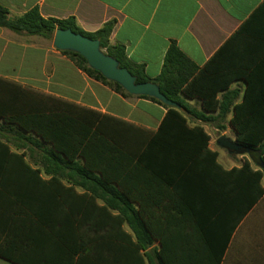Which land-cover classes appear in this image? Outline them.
Listing matches in <instances>:
<instances>
[{
    "label": "trees",
    "instance_id": "trees-1",
    "mask_svg": "<svg viewBox=\"0 0 264 264\" xmlns=\"http://www.w3.org/2000/svg\"><path fill=\"white\" fill-rule=\"evenodd\" d=\"M0 27L50 40L57 30L71 29L99 40L138 84H158L183 107V97L200 100L205 112L191 116L204 123H230L235 141L259 154L264 165V109H258L264 105L238 102L237 93L229 91L225 67L213 68L219 55L200 68L173 42L161 74L151 79L143 65L128 59L124 46L112 44L115 21L89 33L74 17L45 19L34 8L12 19L0 5ZM62 53L90 78L133 96L90 68L80 54ZM221 92L225 94L218 98ZM138 97L166 109L157 132L72 103L63 114L0 115L7 125V135L0 134V258L14 264H221L225 244L220 226L227 217L242 219L264 197V166L244 159L241 167L224 169L218 153L209 150L203 128H190L176 107ZM215 111L219 114H206ZM172 127L176 129H168ZM173 135L203 141L195 149L207 156H200L203 163H211L215 187L199 205L188 194L161 192L156 181L142 180L145 174L167 176L168 170L183 169L178 163H189L169 156L178 149L165 143ZM32 156L41 161H30ZM142 181L153 191H143ZM163 181L172 186V180ZM227 197L234 198L227 202ZM197 211L199 217L192 216ZM214 224H219L215 236ZM208 249L214 254L208 256Z\"/></svg>",
    "mask_w": 264,
    "mask_h": 264
},
{
    "label": "crops",
    "instance_id": "crops-1",
    "mask_svg": "<svg viewBox=\"0 0 264 264\" xmlns=\"http://www.w3.org/2000/svg\"><path fill=\"white\" fill-rule=\"evenodd\" d=\"M0 5L9 11L12 19L34 8H38L45 19L74 17L89 33L115 21L110 37L112 44L124 46L128 59L143 65L151 79L161 74L173 42L200 68L219 55L213 68L225 67L226 80L231 82L229 91L237 93L238 102L250 99L264 105V0H0ZM224 94L221 92L218 98ZM70 103L151 132L158 131L167 113L152 100L124 97L90 78L69 56L55 48L54 39L0 27V115L38 111L63 114ZM183 104L184 107L179 105L178 109L189 119V127L203 128L210 137L209 150L218 153L217 161L224 169L241 167L244 159L252 161L248 155L225 156L226 150L218 145L227 130L232 131L234 137H226L235 141L236 131L230 123H204L192 117V113L205 112L198 99L183 97ZM206 114L218 115L219 111ZM6 132L7 125L0 119V134L7 135ZM165 143L178 148L169 155L172 161L184 158L189 163H178L182 165L178 168L183 169L168 170L167 176L145 174L142 180L156 181L161 192L175 190L176 194H188L195 206L199 205L202 196L215 187L211 163L204 164L200 156L204 155L206 160L207 156L199 155L195 149L203 141L173 135L168 136ZM30 161L38 162L41 158L32 156ZM163 180H172V186ZM143 182V191H153ZM232 198L227 197L225 201L230 202ZM192 216L199 217V211ZM218 225H211L213 236ZM220 227V241L225 244L221 264H264V197L245 217L239 220L227 217ZM177 238L182 239L180 234ZM212 250L206 251L208 256L214 254ZM0 264L14 263L0 258Z\"/></svg>",
    "mask_w": 264,
    "mask_h": 264
},
{
    "label": "water",
    "instance_id": "water-1",
    "mask_svg": "<svg viewBox=\"0 0 264 264\" xmlns=\"http://www.w3.org/2000/svg\"><path fill=\"white\" fill-rule=\"evenodd\" d=\"M54 46L60 51H69L83 56L90 68L100 72L106 79L121 85L133 96H150L167 106L180 108V106L169 100L156 83L138 84L136 78L126 68L121 67L120 62L106 54L101 48L99 40H93L68 30H57L54 36ZM218 145L228 151L231 155H248L253 162L264 166L261 163L260 155L251 149L242 146L227 137L222 136Z\"/></svg>",
    "mask_w": 264,
    "mask_h": 264
},
{
    "label": "rangeland",
    "instance_id": "rangeland-1",
    "mask_svg": "<svg viewBox=\"0 0 264 264\" xmlns=\"http://www.w3.org/2000/svg\"><path fill=\"white\" fill-rule=\"evenodd\" d=\"M226 136H231V137H234V133L232 132V131H226L225 132V137ZM227 153H225L226 155L225 156H229V153H228V151H226Z\"/></svg>",
    "mask_w": 264,
    "mask_h": 264
}]
</instances>
